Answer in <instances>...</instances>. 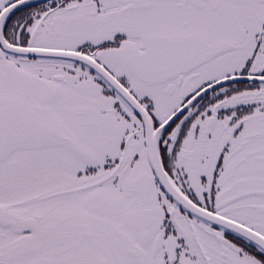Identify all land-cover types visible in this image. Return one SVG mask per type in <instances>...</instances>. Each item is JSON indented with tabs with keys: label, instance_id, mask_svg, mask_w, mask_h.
I'll use <instances>...</instances> for the list:
<instances>
[{
	"label": "snow or ice",
	"instance_id": "1",
	"mask_svg": "<svg viewBox=\"0 0 264 264\" xmlns=\"http://www.w3.org/2000/svg\"><path fill=\"white\" fill-rule=\"evenodd\" d=\"M0 264H264V0H0Z\"/></svg>",
	"mask_w": 264,
	"mask_h": 264
}]
</instances>
